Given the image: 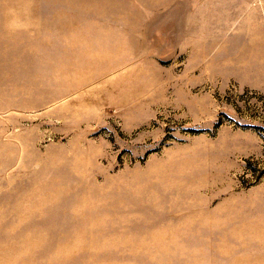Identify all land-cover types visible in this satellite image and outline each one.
<instances>
[{"label": "rangeland", "instance_id": "rangeland-1", "mask_svg": "<svg viewBox=\"0 0 264 264\" xmlns=\"http://www.w3.org/2000/svg\"><path fill=\"white\" fill-rule=\"evenodd\" d=\"M0 264H264V0H0Z\"/></svg>", "mask_w": 264, "mask_h": 264}]
</instances>
